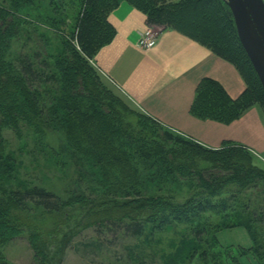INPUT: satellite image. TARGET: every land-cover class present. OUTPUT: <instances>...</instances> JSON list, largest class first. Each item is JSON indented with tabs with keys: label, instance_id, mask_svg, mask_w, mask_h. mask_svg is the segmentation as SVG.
Segmentation results:
<instances>
[{
	"label": "trees",
	"instance_id": "16d2710c",
	"mask_svg": "<svg viewBox=\"0 0 264 264\" xmlns=\"http://www.w3.org/2000/svg\"><path fill=\"white\" fill-rule=\"evenodd\" d=\"M120 1L80 0L75 22L71 30L68 28V38L61 37L63 51L57 55L41 48L24 51L22 44L21 50L10 60V54L5 56V53L18 44L26 22L22 16L40 19L48 28L58 30L60 23L68 27L69 21L66 11L59 7L62 2L59 0H47L43 8L35 7L33 0H0V167L13 168L5 153L4 128L18 133L26 126L40 135L45 131V124L55 128L60 119L71 117V123L76 126L74 153L96 158L98 163L100 159L118 170L114 171L112 167H106L107 172L102 170L104 182H100L102 190L99 192L106 201L111 200V205L104 208L106 215L99 217L98 213L100 201H105L102 196L93 191L74 195V204L92 209L89 211L93 214L91 219L98 216L87 221L85 226L104 223L138 237L173 222L190 224L193 238L204 247L201 255L206 259L211 254L208 249L212 243L200 238L206 225L202 212L216 213L227 209L233 195L221 193L229 185L238 189L249 188L258 182L264 185V168L248 163V150L240 144L229 143V147L214 150L203 147L193 138L132 108L121 95L114 93L93 64V58L114 35L107 16ZM126 1L144 12L147 24L157 26V32L172 28L187 35L231 62L244 78L245 88L236 98L230 97L213 79L204 78L191 105L194 115L227 123L254 104L264 113L261 83L238 39L225 0ZM26 7L31 12L26 11ZM57 11L58 15L62 13L60 18L55 17ZM117 100L122 105V112L112 105ZM60 111H64L62 117ZM131 111L143 117L138 119L135 127L126 120V114H122ZM208 157L220 168L217 174H205V169L198 167L197 158ZM144 173L155 178L148 179ZM173 174L191 178L196 189L183 199L167 191L148 190L146 182L154 181V185L159 186L158 182H167ZM120 195L123 197L117 198ZM68 204L39 184L11 189L7 196L0 195V242L21 235L20 210L36 205L46 213L62 214ZM259 220L264 223V213ZM250 221L247 216L245 224L253 236L256 231ZM27 239L34 252L35 264H58L60 248L67 243L66 240L56 251L40 231L29 233ZM258 249L251 247L249 250L256 254ZM259 263L263 264L261 259ZM0 264L8 263L0 261Z\"/></svg>",
	"mask_w": 264,
	"mask_h": 264
},
{
	"label": "rangeland",
	"instance_id": "374dc122",
	"mask_svg": "<svg viewBox=\"0 0 264 264\" xmlns=\"http://www.w3.org/2000/svg\"><path fill=\"white\" fill-rule=\"evenodd\" d=\"M33 1L35 7L39 5L41 8L47 3V0ZM79 1L59 0L61 2L59 7L66 11L69 21L68 27L60 23L59 30L48 28L40 19L22 16L26 22L19 35L21 41L18 40V44H15L12 50L7 51L5 56L10 54L8 58L12 60L14 55L21 50L20 45L22 44H24V51L32 52L36 48H41L53 55L63 51V45L60 42L63 36L68 38V31L72 29L80 7ZM28 8L26 7V11L31 12ZM46 8L50 9V7ZM58 12H55L56 18L61 17L62 13L58 15ZM48 15L52 16V13L49 12ZM150 27L153 30L159 29L155 25H150ZM113 91L118 95L115 90ZM112 105L122 112V105L119 101H114ZM254 105L257 106V104ZM131 112L122 114H126V120L132 122L135 127L138 119L143 117H138L133 111ZM63 114L64 111H60L61 117ZM71 121V117L60 119L55 128L45 124V131L40 135L35 134L26 126L22 127L18 133L11 129H3L5 153L11 160L10 165L13 168L7 170L0 167V195L7 196L11 189L39 184L55 192L69 204L62 214L46 213L36 205L20 210L22 233L13 240L0 242V261L8 264H35L34 252L27 236L31 232L40 231L56 251L67 240V243L60 248L58 264H260L259 259L264 264V256L261 255L264 253V223L259 220L261 213H264L262 182L244 189L229 185L225 187L221 195L232 194L233 198L229 200L231 205L216 213L211 210L202 212L206 225L200 238H206L212 243L211 247L208 246L211 254H208L206 259L201 255L204 247H201L193 238L194 233L190 224L173 222L161 228L151 229L138 237L127 235L117 226L107 227L104 223L85 226L87 221L98 216H93L91 219L93 214L89 211L92 209H89V206L83 208L80 204H74V195L93 191L105 200V196L99 192L102 190L100 182H104L102 170L105 169L107 172L106 167H112L114 171L118 170L113 166L105 165L103 161L100 162V159L98 163L96 158L83 156L80 152L74 153L77 148V142L74 139L76 138L74 134L76 126ZM229 143L245 147L248 150L247 162L264 168V152H257L238 141L224 139L217 146L200 144L214 150L222 146L229 147L227 146ZM85 147L87 148V145H84ZM88 157L90 162L87 161ZM197 163L200 169H205V174H217L220 170L209 157L208 159L197 158ZM144 174L148 179L155 178L148 173ZM146 185L149 186L148 190L167 191L177 195L175 197L179 199L187 197L196 189L194 181L182 174L170 175L167 182H158L159 186L154 185V181L146 182ZM121 197L123 195L117 198ZM100 203L99 217L106 215L104 208L111 205V200L104 202L101 200ZM72 205L75 208H72ZM247 216L251 220V227L256 231L253 232V236L257 238V241L254 240L245 224ZM251 247L252 249L259 248L256 254L253 250H249Z\"/></svg>",
	"mask_w": 264,
	"mask_h": 264
},
{
	"label": "crops",
	"instance_id": "0c3cea01",
	"mask_svg": "<svg viewBox=\"0 0 264 264\" xmlns=\"http://www.w3.org/2000/svg\"><path fill=\"white\" fill-rule=\"evenodd\" d=\"M107 20L114 35L98 49L93 63L128 104L200 143L217 146L229 139L264 152V116L258 105L227 123L191 112L204 78L219 83L232 98L243 91L245 82L231 62L172 28L160 30L153 47H140L139 35L148 26L146 14L126 0Z\"/></svg>",
	"mask_w": 264,
	"mask_h": 264
},
{
	"label": "water",
	"instance_id": "95a60500",
	"mask_svg": "<svg viewBox=\"0 0 264 264\" xmlns=\"http://www.w3.org/2000/svg\"><path fill=\"white\" fill-rule=\"evenodd\" d=\"M238 39L256 72L264 93V1L225 0Z\"/></svg>",
	"mask_w": 264,
	"mask_h": 264
},
{
	"label": "built area",
	"instance_id": "2783aa9c",
	"mask_svg": "<svg viewBox=\"0 0 264 264\" xmlns=\"http://www.w3.org/2000/svg\"><path fill=\"white\" fill-rule=\"evenodd\" d=\"M158 32L147 26L139 35L138 45L144 49L153 47L157 42ZM94 64V63H93Z\"/></svg>",
	"mask_w": 264,
	"mask_h": 264
}]
</instances>
